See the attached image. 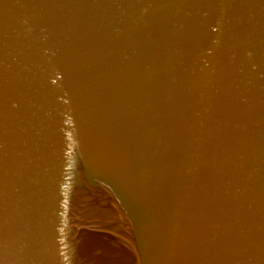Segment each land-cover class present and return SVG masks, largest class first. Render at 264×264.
<instances>
[{"label": "water", "instance_id": "water-1", "mask_svg": "<svg viewBox=\"0 0 264 264\" xmlns=\"http://www.w3.org/2000/svg\"><path fill=\"white\" fill-rule=\"evenodd\" d=\"M0 264H264V0H0Z\"/></svg>", "mask_w": 264, "mask_h": 264}]
</instances>
